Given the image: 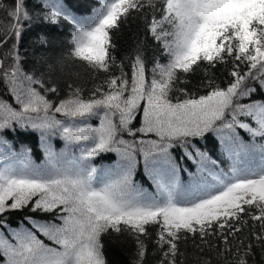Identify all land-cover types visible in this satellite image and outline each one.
I'll use <instances>...</instances> for the list:
<instances>
[{"label": "snow or ice", "instance_id": "1", "mask_svg": "<svg viewBox=\"0 0 264 264\" xmlns=\"http://www.w3.org/2000/svg\"><path fill=\"white\" fill-rule=\"evenodd\" d=\"M264 264V0H0V264Z\"/></svg>", "mask_w": 264, "mask_h": 264}, {"label": "trees", "instance_id": "2", "mask_svg": "<svg viewBox=\"0 0 264 264\" xmlns=\"http://www.w3.org/2000/svg\"><path fill=\"white\" fill-rule=\"evenodd\" d=\"M119 261H120V264H126L127 262V256H124L123 254H120L118 257H116Z\"/></svg>", "mask_w": 264, "mask_h": 264}]
</instances>
